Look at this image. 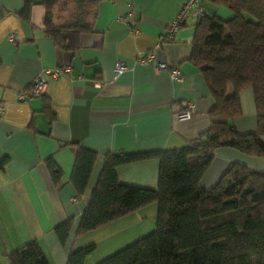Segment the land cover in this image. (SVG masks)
<instances>
[{
	"label": "crops",
	"instance_id": "crops-1",
	"mask_svg": "<svg viewBox=\"0 0 264 264\" xmlns=\"http://www.w3.org/2000/svg\"><path fill=\"white\" fill-rule=\"evenodd\" d=\"M181 1L99 0L92 31L68 52L44 35L41 0H32L27 20L19 16L24 0H0V264H9L8 255L31 240L48 264H66L71 251L94 245L86 264H95L154 229L156 204L151 203L76 234L107 155L177 149L209 126L212 100L188 61L196 18L166 37ZM210 12L224 19L229 15L213 6ZM146 52L167 68L140 64ZM119 62L125 69L115 75ZM66 66L67 71L47 79L43 95L27 103L17 100L37 74ZM173 67L182 75L180 82L170 78ZM189 104L191 117L177 120L175 114ZM240 104L242 114L232 124L240 133L254 132L249 88L241 91ZM76 146L97 154L80 197L69 181ZM49 158L61 171L58 185L46 166ZM231 162L264 169V158L219 147L201 186L211 187ZM157 171L153 158L116 167L120 183L148 188H156ZM66 220L71 227L61 242L54 229Z\"/></svg>",
	"mask_w": 264,
	"mask_h": 264
},
{
	"label": "trees",
	"instance_id": "trees-1",
	"mask_svg": "<svg viewBox=\"0 0 264 264\" xmlns=\"http://www.w3.org/2000/svg\"><path fill=\"white\" fill-rule=\"evenodd\" d=\"M99 0H41L43 33L62 51L74 52L80 36L92 31ZM188 61L200 72L212 105L209 126L177 149L109 154L102 165L77 235H83L151 203L156 204L154 229L95 264H264V169L239 162L227 165L209 188L201 179L219 147L264 158V0H200ZM32 0L19 13L29 18ZM204 4L224 8L227 18ZM252 91L256 130L240 133L233 126L241 116L240 93ZM96 153L74 150L69 177L80 197ZM153 158L158 161L157 186L120 183L118 165ZM46 166L55 185L61 171L51 158ZM71 221L55 227L64 242ZM90 245L71 251L66 264H86ZM9 264H48L36 240L8 255Z\"/></svg>",
	"mask_w": 264,
	"mask_h": 264
},
{
	"label": "built area",
	"instance_id": "built-area-1",
	"mask_svg": "<svg viewBox=\"0 0 264 264\" xmlns=\"http://www.w3.org/2000/svg\"><path fill=\"white\" fill-rule=\"evenodd\" d=\"M203 14V5L200 0H182L179 4L176 16L169 23L166 29V37L170 38L173 34L179 30L189 17L199 18ZM8 40L13 41L15 39L14 35L9 34L7 36ZM142 65L151 64L158 70H163L167 68L166 63L158 62L153 54V52H146L139 56L137 60ZM68 67H62L54 70H43L42 73L37 74L32 80L29 88L20 92L17 96V100L20 102L27 103L32 98L38 97L44 94V89L46 86V81L48 78H54L67 71ZM125 69V65L121 62L115 64L114 73L118 75L122 70ZM170 78L175 82H180L182 80V75L177 68L170 69ZM194 109L192 104L186 106L183 110L175 114L177 120H188L191 117V112Z\"/></svg>",
	"mask_w": 264,
	"mask_h": 264
},
{
	"label": "rangeland",
	"instance_id": "rangeland-1",
	"mask_svg": "<svg viewBox=\"0 0 264 264\" xmlns=\"http://www.w3.org/2000/svg\"><path fill=\"white\" fill-rule=\"evenodd\" d=\"M204 7H205V9L207 10V11H209V10H211V8H212V5H210V4H204ZM215 6H213V8H214ZM202 180V179H201Z\"/></svg>",
	"mask_w": 264,
	"mask_h": 264
}]
</instances>
